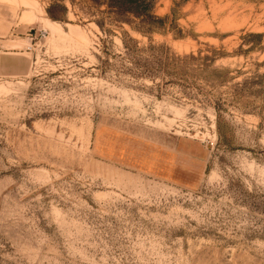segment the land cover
Returning a JSON list of instances; mask_svg holds the SVG:
<instances>
[{
	"label": "rangeland",
	"instance_id": "rangeland-1",
	"mask_svg": "<svg viewBox=\"0 0 264 264\" xmlns=\"http://www.w3.org/2000/svg\"><path fill=\"white\" fill-rule=\"evenodd\" d=\"M105 2L0 0V264H264V0Z\"/></svg>",
	"mask_w": 264,
	"mask_h": 264
},
{
	"label": "trees",
	"instance_id": "trees-1",
	"mask_svg": "<svg viewBox=\"0 0 264 264\" xmlns=\"http://www.w3.org/2000/svg\"><path fill=\"white\" fill-rule=\"evenodd\" d=\"M155 0H106L107 12L113 14L120 21L130 25L129 17L140 21L132 28L139 33H151L155 31L154 24H162L163 21L152 15ZM98 7L101 2H94ZM66 8L59 4H53L47 10V16L54 22L62 21L66 15Z\"/></svg>",
	"mask_w": 264,
	"mask_h": 264
},
{
	"label": "bare ground",
	"instance_id": "bare-ground-1",
	"mask_svg": "<svg viewBox=\"0 0 264 264\" xmlns=\"http://www.w3.org/2000/svg\"><path fill=\"white\" fill-rule=\"evenodd\" d=\"M11 2V1H10ZM51 25H57L56 23H52Z\"/></svg>",
	"mask_w": 264,
	"mask_h": 264
}]
</instances>
